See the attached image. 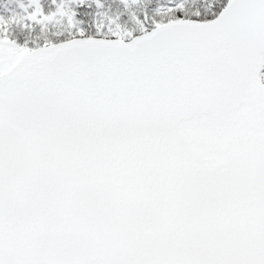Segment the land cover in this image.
I'll use <instances>...</instances> for the list:
<instances>
[{
	"label": "snow or ice",
	"instance_id": "1",
	"mask_svg": "<svg viewBox=\"0 0 264 264\" xmlns=\"http://www.w3.org/2000/svg\"><path fill=\"white\" fill-rule=\"evenodd\" d=\"M0 264H264V0H0Z\"/></svg>",
	"mask_w": 264,
	"mask_h": 264
}]
</instances>
